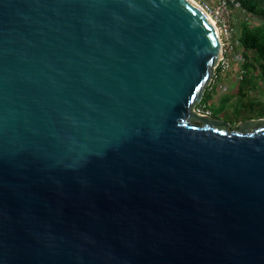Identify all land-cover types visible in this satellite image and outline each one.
I'll return each instance as SVG.
<instances>
[{"label": "water", "instance_id": "95a60500", "mask_svg": "<svg viewBox=\"0 0 264 264\" xmlns=\"http://www.w3.org/2000/svg\"><path fill=\"white\" fill-rule=\"evenodd\" d=\"M217 24L193 0H0V264H264V117L195 110Z\"/></svg>", "mask_w": 264, "mask_h": 264}, {"label": "trees", "instance_id": "16d2710c", "mask_svg": "<svg viewBox=\"0 0 264 264\" xmlns=\"http://www.w3.org/2000/svg\"><path fill=\"white\" fill-rule=\"evenodd\" d=\"M243 5L252 12L257 10L255 7ZM257 13L264 19L263 9H259ZM242 44L244 46L242 65L244 73L235 92L238 98H248L259 88L260 83L264 84V26L246 27L242 36ZM213 92L209 88L206 89L202 102H208ZM236 95L235 93L228 94L225 102L230 101ZM261 113L259 117H264V108H261Z\"/></svg>", "mask_w": 264, "mask_h": 264}, {"label": "built area", "instance_id": "2783aa9c", "mask_svg": "<svg viewBox=\"0 0 264 264\" xmlns=\"http://www.w3.org/2000/svg\"><path fill=\"white\" fill-rule=\"evenodd\" d=\"M202 6V8L214 19L217 24L218 36L222 44L223 56L219 60L218 65L215 67V72L211 83L207 89L212 90L216 84L219 87H224L220 82V78L228 74L231 69V65L235 59L233 36V18L232 8L243 9L241 0H196ZM195 110L197 113L205 116H212L210 108L206 106L202 101L196 105Z\"/></svg>", "mask_w": 264, "mask_h": 264}, {"label": "crops", "instance_id": "0c3cea01", "mask_svg": "<svg viewBox=\"0 0 264 264\" xmlns=\"http://www.w3.org/2000/svg\"><path fill=\"white\" fill-rule=\"evenodd\" d=\"M242 4H246L248 6L255 7V12L247 10L244 5L243 9L239 8H232V18H233V27H234V36H233V45L234 50H244V46L242 44V36L244 29L246 27H256V26H264V19L259 16L257 13L259 9L264 10V0H241ZM243 51L242 55H236L234 59V64L232 65L228 74L220 78V82L223 83L224 87L228 90L225 92H220L219 84H216L214 88L211 90L213 95L211 98L206 102V106L209 107L210 105L218 106L225 102L227 95L230 94L228 92H232L233 89H236L239 81L242 78V74L244 73V69L242 68V62L244 60ZM236 61V62H235ZM230 90V91H229ZM206 92V91H205ZM228 93V94H225Z\"/></svg>", "mask_w": 264, "mask_h": 264}, {"label": "rangeland", "instance_id": "374dc122", "mask_svg": "<svg viewBox=\"0 0 264 264\" xmlns=\"http://www.w3.org/2000/svg\"><path fill=\"white\" fill-rule=\"evenodd\" d=\"M242 51L243 50H235L233 58L236 55H242ZM217 90L220 92H225L227 89L226 87H219ZM235 91L236 89L234 88L232 92L228 93H235L236 95ZM209 108L213 117L228 121L233 127H237L239 123L244 120L262 118L259 116L262 115L261 108H264V84L260 83L259 88L255 92H252L248 98H238L236 95L228 102L223 101V103L218 106L210 105Z\"/></svg>", "mask_w": 264, "mask_h": 264}, {"label": "bare ground", "instance_id": "6f19581e", "mask_svg": "<svg viewBox=\"0 0 264 264\" xmlns=\"http://www.w3.org/2000/svg\"><path fill=\"white\" fill-rule=\"evenodd\" d=\"M194 2H196L201 8L202 6L199 4V2H197L196 0H193ZM203 9V8H202ZM204 10V9H203ZM205 11V10H204ZM206 12V11H205ZM207 13V12H206ZM208 14V13H207ZM209 15V14H208ZM210 16V15H209Z\"/></svg>", "mask_w": 264, "mask_h": 264}]
</instances>
